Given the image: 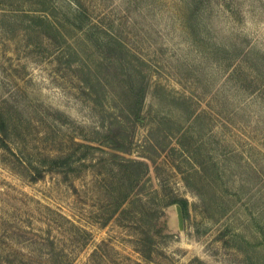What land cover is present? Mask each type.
<instances>
[{"label":"rangeland","instance_id":"1","mask_svg":"<svg viewBox=\"0 0 264 264\" xmlns=\"http://www.w3.org/2000/svg\"><path fill=\"white\" fill-rule=\"evenodd\" d=\"M0 112V264H264V0H0Z\"/></svg>","mask_w":264,"mask_h":264},{"label":"trees","instance_id":"2","mask_svg":"<svg viewBox=\"0 0 264 264\" xmlns=\"http://www.w3.org/2000/svg\"><path fill=\"white\" fill-rule=\"evenodd\" d=\"M142 95L143 93L141 94L140 91L138 92L137 96H136V103H135V106L137 107L136 112H135V117L137 118V120H143L142 119V114L140 113L142 109ZM0 117H1V112H0ZM0 128H4L1 121H0ZM82 145H85L86 147H96L94 145H91L89 143H80ZM113 147H120V148H124V149H128V146H125V145H122L121 143H115L112 145ZM98 147V146H97ZM114 157H122L124 158L125 160H121L118 162L120 165H122V167H128L129 165H133L135 168H136V171L135 172H131V175L133 177H135V179L139 178L140 177V174L142 172V168L143 170H147V167L146 165L148 164L146 161L144 160H140V159H135V158H128V157H125L123 155H121L120 153L118 152H113L111 153ZM153 161H154V157L153 156H150L148 155ZM58 160V161H66L65 158H59V159H55V161ZM141 166V167H140ZM141 168V170H140ZM125 198V197H124ZM174 201H179L181 204H182V207H183V210H184V213L186 214V207H185V204L183 201H181L180 199L179 200H174ZM173 201V202H174Z\"/></svg>","mask_w":264,"mask_h":264},{"label":"water","instance_id":"3","mask_svg":"<svg viewBox=\"0 0 264 264\" xmlns=\"http://www.w3.org/2000/svg\"><path fill=\"white\" fill-rule=\"evenodd\" d=\"M170 208L175 209L172 217L173 225L182 233H185V215L182 204L179 201H174L170 204Z\"/></svg>","mask_w":264,"mask_h":264}]
</instances>
